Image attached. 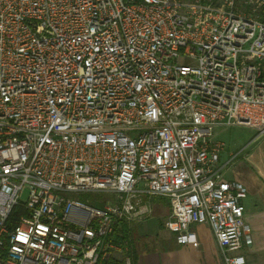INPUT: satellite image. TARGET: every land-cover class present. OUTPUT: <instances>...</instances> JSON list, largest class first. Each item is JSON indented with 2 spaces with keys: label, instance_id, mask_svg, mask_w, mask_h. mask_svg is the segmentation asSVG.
Instances as JSON below:
<instances>
[{
  "label": "built area",
  "instance_id": "2783aa9c",
  "mask_svg": "<svg viewBox=\"0 0 264 264\" xmlns=\"http://www.w3.org/2000/svg\"><path fill=\"white\" fill-rule=\"evenodd\" d=\"M239 1L0 0V264H132L109 236L155 197L180 245L207 225L244 264L246 188L214 140L264 135V0Z\"/></svg>",
  "mask_w": 264,
  "mask_h": 264
},
{
  "label": "crops",
  "instance_id": "0c3cea01",
  "mask_svg": "<svg viewBox=\"0 0 264 264\" xmlns=\"http://www.w3.org/2000/svg\"><path fill=\"white\" fill-rule=\"evenodd\" d=\"M215 129L214 140L224 145L215 139L223 127ZM258 139L254 150L239 159L234 154L226 153L224 146L219 156L220 163L231 160L225 169L224 180L238 182L246 188V197L241 203L244 207V221L249 226L250 242H243L239 251L244 264H264V136ZM157 210L163 218L162 224L152 228L145 220L136 223L137 235L141 239L136 264H223L207 225H190L188 228L195 234L198 243L196 248L180 245L176 236L163 228L169 217L168 205L159 206ZM159 230H163L164 235H159Z\"/></svg>",
  "mask_w": 264,
  "mask_h": 264
},
{
  "label": "rangeland",
  "instance_id": "374dc122",
  "mask_svg": "<svg viewBox=\"0 0 264 264\" xmlns=\"http://www.w3.org/2000/svg\"><path fill=\"white\" fill-rule=\"evenodd\" d=\"M242 2L243 0H240L238 3H236L235 5L236 9L240 11H244L245 8ZM255 135L256 132L251 128L245 126H231V127H223V130L217 137H215V139L217 138L218 140L224 143V151L226 153L229 152L231 154H234L235 157L239 159L240 157L246 155L248 152L250 153L251 151H253L254 146H256L255 142H257V139L258 138L260 139L261 136H264V135H259L256 138H254ZM252 138L254 139L251 142H249ZM76 198L84 203L94 206H102L104 202L113 200L112 196L106 194H80ZM144 201L148 202L151 205V209H152L150 215L145 219L148 225L151 226L152 228H155L160 223L162 224L163 218L161 217L157 208L159 206L166 207L168 205V200L161 197L160 198L155 197L150 199L145 198ZM137 224L132 223V225H130L131 227L134 228L133 230L134 233H137V228H136ZM161 227L162 226H160V229ZM159 231H160L159 235H164L163 230H159Z\"/></svg>",
  "mask_w": 264,
  "mask_h": 264
},
{
  "label": "trees",
  "instance_id": "16d2710c",
  "mask_svg": "<svg viewBox=\"0 0 264 264\" xmlns=\"http://www.w3.org/2000/svg\"><path fill=\"white\" fill-rule=\"evenodd\" d=\"M130 225L132 224H119L117 227L114 228L112 234L109 236V239L117 245L126 247V255L131 259L132 264H136L141 239L138 237L137 233L133 232L134 228ZM110 264L120 263L115 260H112Z\"/></svg>",
  "mask_w": 264,
  "mask_h": 264
}]
</instances>
